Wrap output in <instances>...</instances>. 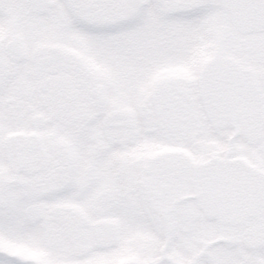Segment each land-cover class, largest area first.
<instances>
[{"label": "snow or ice", "instance_id": "snow-or-ice-1", "mask_svg": "<svg viewBox=\"0 0 264 264\" xmlns=\"http://www.w3.org/2000/svg\"><path fill=\"white\" fill-rule=\"evenodd\" d=\"M0 264H264V0H0Z\"/></svg>", "mask_w": 264, "mask_h": 264}]
</instances>
